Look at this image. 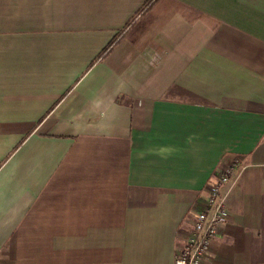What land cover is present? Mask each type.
I'll return each mask as SVG.
<instances>
[{"label": "crops", "instance_id": "obj_1", "mask_svg": "<svg viewBox=\"0 0 264 264\" xmlns=\"http://www.w3.org/2000/svg\"><path fill=\"white\" fill-rule=\"evenodd\" d=\"M227 155L264 264V0H0V264H174Z\"/></svg>", "mask_w": 264, "mask_h": 264}, {"label": "built area", "instance_id": "obj_2", "mask_svg": "<svg viewBox=\"0 0 264 264\" xmlns=\"http://www.w3.org/2000/svg\"><path fill=\"white\" fill-rule=\"evenodd\" d=\"M237 169L241 165L234 155L219 162L213 180L205 187L202 206L193 213L182 243L175 248L174 264H202L211 240L226 219L225 197Z\"/></svg>", "mask_w": 264, "mask_h": 264}]
</instances>
